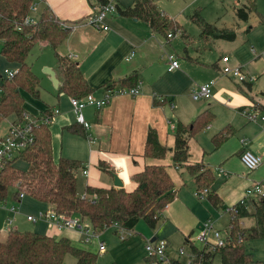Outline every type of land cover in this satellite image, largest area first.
Returning <instances> with one entry per match:
<instances>
[{
	"label": "crops",
	"instance_id": "1",
	"mask_svg": "<svg viewBox=\"0 0 264 264\" xmlns=\"http://www.w3.org/2000/svg\"><path fill=\"white\" fill-rule=\"evenodd\" d=\"M111 1L116 4L117 10L106 18L109 28L103 30L86 22L87 15L97 8V0H33L35 11L32 14L38 16L42 8L48 6L64 21V25L71 26L67 36L56 47H52L47 40L36 42L42 50L46 47L52 48L54 54L51 58L46 59L47 63L44 66L41 79L33 70L29 61L34 45L27 55V63L39 77L38 95L35 96L25 89H20L23 97V110L29 114L40 118L50 114L54 108H58V112L46 124L51 135L53 160L58 162L60 158H66L79 161L80 168L78 171L81 170L82 175L85 176L86 186L117 188L113 184L112 176V173H116L123 184L122 188L126 191L134 189L136 183L133 180V175L145 166H164L173 183L175 197L163 208L161 217L153 229L156 228L161 218H166V213L209 212L200 201L182 196L181 189L183 186L181 184L183 180L181 176L187 170L185 164L202 163L211 170L212 174H215L213 183L209 186V192L212 191L217 194L221 205L220 207H214L210 203V207L214 210L222 208L226 203L228 204L227 206L237 204L244 188L256 182L259 176H263L260 182H263L264 191V126L262 124L256 126L250 123V120L242 113L243 109L251 108L264 111V101H262L264 98H261L264 97V91H261L258 96L253 93L254 79L246 81L247 89L231 87L227 78L233 76L222 72L218 64L219 59H217L212 64V71L206 73L205 77L200 80L214 79L211 96L193 99L191 88L194 87L192 83L196 77L195 70L200 62L197 54H200L201 49L206 46L205 44L209 43L210 37L201 35L200 28L197 39L204 45L201 47L199 44V47L194 49L190 46L193 41L192 37L190 38L182 28L178 32L173 33L171 37H167L165 33L153 30L144 18L120 12L121 9L132 5L133 0L125 2L126 4L122 3V0ZM244 4L246 3L242 5ZM237 7L239 6L234 7L235 10ZM178 33L182 37L185 53L181 59L177 52L172 51L174 38ZM0 42L3 44L2 39H0ZM190 48L192 49L190 50ZM170 51L175 54L179 63L178 67L174 69L168 68L166 53ZM58 55L74 60L77 63L91 89L90 93L96 97L103 96L108 89L118 90L132 86L137 87L138 90L135 94L115 93L110 98V101L100 108L94 105H85L81 112L88 127L84 128L78 123L72 110L71 95L60 88L62 70ZM71 55H74V57ZM2 57L9 64V68L18 67L17 62H10L3 55ZM201 63L204 64L203 60H201ZM132 72H135V76L126 80L125 83L122 82L124 77ZM2 77H4L3 72L0 75V79ZM46 77L51 81V83L47 81L49 85L44 82ZM233 78L236 79L235 77ZM221 102L240 111L244 116V120H248L244 121L238 132L237 128H235L234 132L231 130L232 134L237 133L240 136V144L237 143L234 149L225 148L221 150L219 160L221 165L219 167L213 166L212 170L208 164L203 162V159L201 162H197L195 161L197 159L192 158L190 153V151L192 152L191 136L188 140L189 155L187 161L183 165L173 164L171 157L177 125H189L199 113H206L211 118L215 111L221 109L219 104ZM223 109L229 110L227 107ZM16 118L17 115L13 113L0 120V123L5 120L3 133L0 134V137L6 134L10 124ZM251 124L259 130H253L250 127ZM150 128L156 131L158 141L169 148L164 158L159 159L143 155L147 131ZM243 151H250L260 156L262 158L261 164L251 171L245 169L239 158ZM15 164L16 160L13 162L14 166ZM101 164L103 165V170L100 166ZM172 165L174 169L170 171ZM83 169L86 170V174L82 172ZM243 170H247L245 174ZM238 172L242 176H239ZM189 176L193 179L195 190L197 191L194 176L190 173ZM238 177L241 179H243L242 177H247L249 180L245 178L244 181L246 182L247 180V182L241 184ZM17 193L15 194L16 199ZM25 198L37 201L45 207L23 214L25 221L30 224L24 231H32L55 238H67L74 246L96 253L97 259L98 255H104L108 252V248L102 240L104 230L98 231L97 238L86 240L85 234L74 228L57 230L48 226L44 221L30 222L26 218L28 214H36L39 210H46L53 206L49 203L38 201L27 194L18 201L19 204H22ZM6 203L8 205L13 204L8 201ZM0 209L8 214L5 219L6 231L8 232L9 229L17 230L15 224L21 213L19 212L20 207H17L15 212H10L7 208L0 207ZM85 221L88 220L86 219ZM39 223H42V225L37 226ZM202 223L195 219V226L189 227V225L183 224L177 227L180 235L184 237L183 243L185 245L193 246L198 250L203 249V244L198 247L195 238L191 239L196 227H198L199 231ZM136 227L137 225L133 230L126 231L128 233L137 232L135 231ZM109 228H112L115 234L119 233L114 226ZM7 232L2 234L3 240L6 238ZM138 232L134 239L139 240V248L138 251L133 253L131 262L132 264H150L144 250L142 251V243L146 238H151L152 240L155 236L158 238V235H155V233L152 235L144 233L143 235L140 230ZM176 233L171 231L158 232L168 243L166 249L168 257L172 261L186 263L192 251L185 256L186 259H180L179 256L181 255L178 250L181 247L177 249V245H174ZM189 235V244H186L185 238ZM101 242H103L105 247L104 251L99 250V243ZM123 246L125 247V245ZM128 250H131L130 246ZM110 254L112 258L107 264H125L122 256L115 253V249L111 250ZM65 258L68 259L67 264H76V259L71 254H66ZM213 258L211 259V264Z\"/></svg>",
	"mask_w": 264,
	"mask_h": 264
},
{
	"label": "trees",
	"instance_id": "2",
	"mask_svg": "<svg viewBox=\"0 0 264 264\" xmlns=\"http://www.w3.org/2000/svg\"><path fill=\"white\" fill-rule=\"evenodd\" d=\"M97 1L104 3L108 0ZM32 2L33 0H0V39L3 40L0 53L6 60L18 63V70L12 78L0 79V120L13 113L17 117L21 116L23 97L20 89H25L35 96L39 93V77L26 61L32 46L39 40H47L52 47H56L71 28L64 25V21L48 6L42 8L34 23H23ZM252 7V2L241 5L236 8L235 14L246 20ZM120 12L142 17L153 30L165 34L168 29L174 32L181 29L176 20L156 8L153 0H133L132 5L121 9ZM194 19L201 26L200 32L203 36L229 40L235 38V30L231 27L219 28L196 17ZM57 57L62 70L61 90L73 96L90 92L91 89L77 63L64 56ZM134 76L135 72H132L126 75L122 82L125 83ZM209 119L210 116L206 113H199L189 125H177L171 157L173 164H185L189 155V138L197 126H206ZM231 130H222L212 137L215 147L227 139ZM33 132L34 142L16 158L5 163L0 172V200L5 199L9 183L18 180L20 191L38 201L51 204L59 213L79 214L86 218L96 231L107 229L114 222L131 231L140 220L154 228L163 208L175 197L171 178L162 165H147L134 174L136 186L131 191L119 187L86 186L85 194L79 196L76 175L80 162L66 158H60L58 162L53 160L51 135L45 123L37 124ZM168 150L169 148L158 141L156 131L148 129L143 155L161 159ZM17 158L26 163L24 171L13 165ZM100 166L103 170V165ZM185 167L194 176L197 190L213 183L211 170L202 163L185 164ZM208 200L214 207L221 205L217 194L212 191L208 193ZM248 203L240 206L230 222L231 232L226 244L211 254V257L218 254L221 264L250 261L243 242L245 239L264 237V195L259 201L250 200ZM240 218H250L251 223L241 227ZM190 235L185 238L186 244H189ZM240 236L243 240L237 243L236 238ZM190 248L196 257L203 253L193 246ZM66 254H71L76 259V264H95L97 260L96 253L78 248L64 237L55 238L32 231L10 230L6 238L0 240V264H63ZM148 261L150 262L149 259ZM173 264L185 263L173 261Z\"/></svg>",
	"mask_w": 264,
	"mask_h": 264
},
{
	"label": "rangeland",
	"instance_id": "3",
	"mask_svg": "<svg viewBox=\"0 0 264 264\" xmlns=\"http://www.w3.org/2000/svg\"><path fill=\"white\" fill-rule=\"evenodd\" d=\"M121 1V0H120ZM129 0H122L121 2L126 4ZM131 1V0H130ZM129 1V2H130ZM156 8L160 11H164L167 16L176 20L180 27L185 30V32L189 35L193 41L190 43V46L194 49L201 47L204 43H201L200 40L197 39V34L199 29L201 28L199 23L193 19L192 17L198 18V20H202L205 22L213 23L217 27L221 28L231 27L235 30L236 38L234 40H227L224 38H214L209 36V43L205 44L206 46L201 49V53L197 54L200 62L198 63V68L195 70L196 77L193 79L194 87L208 81L202 80L206 73L212 71L214 62L218 60L219 67L221 68L222 63L220 60V56L226 54L229 56L230 66H238L240 65L242 69L248 74V76L253 77V87L252 91L257 96L261 91H264V0H153ZM249 2L253 3L252 9L249 11L248 19H240L235 14L236 6H240L243 3L248 4ZM249 28V29H248ZM171 32H174L171 29H168ZM167 30V31H168ZM178 32V31H175ZM196 39V40H195ZM202 40V39H201ZM203 41V40H202ZM204 42V41H203ZM0 42V49H1ZM192 48H190L191 50ZM172 51H175L179 54L180 59L184 57V46L182 43L181 35L176 34L174 38V44L172 47ZM170 51V52H172ZM52 48H44L40 49L39 44L35 43L32 49V52L29 56V61L33 70L39 75L40 79L42 78V74L44 72V66L47 63L46 59L51 58L53 56ZM203 60L204 64L201 63ZM9 64L3 59L0 54V75L3 70L8 67ZM231 78V79H230ZM227 78V81L230 83V86L235 88H246V82H238L233 77ZM211 80V79H209ZM50 82L48 77L45 78L44 82ZM48 84V83H47ZM49 85V84H48ZM241 85V86H240ZM247 89V88H246ZM264 98V97H261ZM264 101V99H262ZM221 105V109L219 111H215V114L208 120V123L205 125H199L196 127L194 134L191 138V149L192 158L197 159L195 161L203 162L208 164L211 168L219 167L220 163V154L223 149H234L236 144H240V136L236 134L228 135V139L224 141V143L219 147H215L212 137L221 132L222 130L226 131V129L232 128V131H235L237 128V132L239 128L244 124V116L240 111L230 107L224 102L219 103ZM228 108L229 110L223 109ZM261 113L264 111L261 110ZM248 121V120H247ZM250 123L255 124L256 126L260 125V121H252ZM250 127L253 130L258 131L259 129L252 125ZM5 125V120L0 123V134L3 133V128ZM208 126V128H207ZM240 158V157H239ZM210 161V163H209ZM217 161V162H213ZM241 161V160H240ZM18 167L22 171H24L27 167L26 163L20 159H16L15 167ZM170 171H173V165L170 167ZM246 169V168H245ZM213 170V168H212ZM247 170H243L245 174ZM240 172H242L240 170ZM239 176H242L240 175ZM245 176V175H243ZM213 177L215 178V174L213 173ZM263 176H259L256 182H260ZM183 183L181 184L183 187L181 189L182 196L191 197L194 200L200 201L209 212H170L166 213V218H161L158 222L155 229L150 227L144 220H140L137 224L136 230L137 232L127 231L122 232V234H115L112 228L104 229L102 233V240L106 244L108 248V252L104 255H98L96 264H107L110 262L111 254L110 251L115 249V253L122 256V259L125 264H132L131 259L132 255L135 251H138L139 248V240L134 239L136 235H138V231H142L144 233H148L152 235H158V238H163L158 232L171 231L176 233L174 237V245H177V249L184 248L185 254L179 256L180 259H186L185 256L190 253V247L183 243V235H180L179 229L177 227L181 225H189V227L195 226L196 221L199 220L200 223L207 220L211 223L215 228L219 229L221 234L225 235L228 226L230 225V215L229 209H231L234 205L227 206L226 203L222 208L214 210L210 207V202L208 200V194L199 199L195 196V185L192 178H190L189 173L185 170L181 176ZM240 178V177H238ZM240 178V183L245 184L247 182L244 181L247 177ZM249 180V178H247ZM77 180V194L79 196L84 195L85 186L87 185L85 176L82 175L81 170L77 172L76 175ZM19 181L14 180L9 183L6 197L4 200L13 203L16 207H20L21 212L19 214L18 220L15 224L18 231H24L25 228L29 227L30 224L25 221L23 218V214L27 212H34L39 208H44L45 206L37 201L31 200L29 198H25L22 204L17 201L15 198V194L20 192L19 190ZM93 186V185H89ZM211 186V185H210ZM245 186V185H244ZM251 186V185H250ZM100 187V186H93ZM249 187V186H248ZM244 188V191L246 188ZM209 190V187H205ZM243 191V193H244ZM17 193V194H18ZM243 196V194H242ZM241 196V197H242ZM196 198V199H195ZM1 200V201H4ZM260 198H257L259 201ZM20 205V206H19ZM249 206V205H248ZM8 216L6 211L0 209V240H3V235L6 233L7 226L5 224V219ZM170 216V218H168ZM251 223L250 218H240L239 224L241 227H246ZM42 223L37 226H41ZM198 227H196L195 231L191 235V239H194L197 235ZM124 235L125 239L122 240L121 236ZM148 235V236H149ZM156 237V236H155ZM146 240L150 241L151 238H146ZM146 240L142 243V251L144 250V245ZM83 241V240H82ZM85 242V241H83ZM198 247L201 246L200 242L196 241ZM125 245V247L123 246ZM131 247V250L129 249ZM244 250L246 254L250 256V261L246 263H238V264H264V237L247 240L243 242ZM145 252V251H144ZM71 257L70 255H68ZM67 258V257H66ZM63 261L64 264H67L68 259ZM177 259V258H176ZM212 264H221L220 256L216 254L212 260Z\"/></svg>",
	"mask_w": 264,
	"mask_h": 264
},
{
	"label": "built area",
	"instance_id": "4",
	"mask_svg": "<svg viewBox=\"0 0 264 264\" xmlns=\"http://www.w3.org/2000/svg\"><path fill=\"white\" fill-rule=\"evenodd\" d=\"M116 10V4L111 0H108L104 3H98L97 8L87 15L86 22L96 28L107 30L109 28V25L106 22V18L116 12ZM33 11H35L34 2L30 4L29 13L25 16L23 23H34L37 20V16L32 14ZM173 33L175 32L168 31L166 35L167 37H171ZM71 56L74 57V55ZM166 58L168 61L169 69L178 67V59L175 57V54L173 52H167ZM220 59L222 62L221 70L224 74H229L235 77L240 82L251 81L253 79L252 76H248V74L242 69L240 65L230 66V58L228 55L224 54ZM17 70V67H6L3 70L4 77L12 78ZM213 84L214 79H211L193 88L191 90L192 98L198 99L201 97H210L212 94ZM137 90V87L131 86L120 88L118 90L108 89L107 92L101 97H96L90 92L82 96L71 95L70 102L72 110L76 115V120L84 128H87L88 124L83 118L81 112L82 108L85 105H94L97 108H100L101 106L108 103L112 95L115 93L124 92L135 94ZM56 112H58V108H54L50 114L38 118L23 110L21 116L12 121L9 128L7 129L6 134L0 137V172L2 171L5 163L16 158L21 151L28 148L34 142V127L39 123H49L50 119ZM242 113L248 120L260 121V123L264 126V113H261V110L257 108L243 109ZM240 160L243 166L248 171L256 169L262 162V158L260 156L255 155L250 151H243L240 154ZM82 172L86 174V170L83 169ZM208 193L209 190L204 187L200 190H197L195 194L199 199H202ZM25 194V192L20 191L17 195V201L21 200L25 196ZM263 195V182H254L251 186L246 188L243 196L238 200L237 204L229 209L228 213L231 217L230 222L233 220L235 214L238 213V209L240 208V206H245L250 200L260 198ZM0 207L7 208L10 212H15L17 210V207L14 204L8 205L5 200H0ZM26 218L33 223L44 221L48 226L56 228L57 230L65 228L77 229L85 234L86 240L98 237V231L94 230L91 224L88 223L89 221H85L86 219L84 217L80 216L79 214L67 215L64 213H59L53 207H50L46 210H39L36 214H28ZM112 226L117 229L119 234H122V232L126 231L117 222L112 223ZM8 231H10V229ZM230 232L231 224L228 226L225 235H223L221 234L219 229L215 228L207 220L203 221L195 237V240L197 242L203 244L204 247L201 250L203 253H201L200 256L196 257V254L191 252L188 256V261L185 264H211V254L217 252L218 249L226 244L230 236ZM124 238L125 237L122 235L121 239L123 240ZM236 239L237 243H240L243 240L241 236L237 237ZM167 245V241L163 238H156L154 240H147L145 242L144 251L146 257L150 260V264H173V261L168 257L166 251ZM99 250H105L103 242L99 243ZM178 253L180 255H183L185 253L184 249L180 248L178 250Z\"/></svg>",
	"mask_w": 264,
	"mask_h": 264
},
{
	"label": "water",
	"instance_id": "5",
	"mask_svg": "<svg viewBox=\"0 0 264 264\" xmlns=\"http://www.w3.org/2000/svg\"><path fill=\"white\" fill-rule=\"evenodd\" d=\"M113 176V184L116 187L122 188L123 184L122 182L119 180L118 176L116 173H112ZM156 239V237H154L152 240Z\"/></svg>",
	"mask_w": 264,
	"mask_h": 264
}]
</instances>
